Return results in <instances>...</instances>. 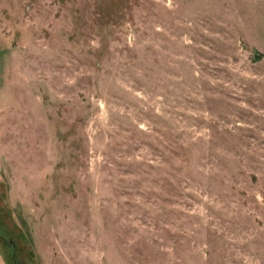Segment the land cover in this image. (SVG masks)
I'll use <instances>...</instances> for the list:
<instances>
[{"label": "rangeland", "instance_id": "obj_1", "mask_svg": "<svg viewBox=\"0 0 264 264\" xmlns=\"http://www.w3.org/2000/svg\"><path fill=\"white\" fill-rule=\"evenodd\" d=\"M0 264H264V0H0Z\"/></svg>", "mask_w": 264, "mask_h": 264}]
</instances>
